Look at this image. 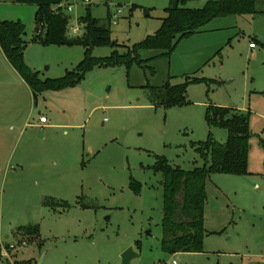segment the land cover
Masks as SVG:
<instances>
[{
  "label": "rangeland",
  "instance_id": "obj_1",
  "mask_svg": "<svg viewBox=\"0 0 264 264\" xmlns=\"http://www.w3.org/2000/svg\"><path fill=\"white\" fill-rule=\"evenodd\" d=\"M5 3L0 20L23 25V62L41 81L60 79L83 60L81 47L32 43L34 8ZM129 3L98 0L90 6L91 16L102 25L111 16V41L120 46V55L126 52L122 46L130 48L152 36L161 25L157 19L165 17L157 9L146 18ZM67 5V37L74 39L82 35L77 20L86 6L82 0H68ZM257 11L262 14L212 21L181 41L169 59L159 51H142L141 67L96 68L75 87L43 92L36 100L24 98L22 87L8 76L0 87L6 92L1 105L15 130L7 131L6 155H1L13 167L6 178L0 167L2 264H121V254L130 247L138 255L130 264H264V3ZM112 51L94 48L92 57L107 58ZM5 62L0 49L1 70L8 66ZM186 79L206 82L187 88L184 105H150L149 88ZM210 106L234 109L246 118L251 135L248 175L207 179L202 253L169 255L161 247L162 177L152 167L157 158L186 172L203 167L194 144L205 142L209 134L219 144L227 140L226 131L208 128ZM28 114L31 124L43 115L49 129L28 127L19 135V122ZM132 183L139 185L138 193ZM45 198L69 209L44 208ZM35 224L38 240L12 244L17 226Z\"/></svg>",
  "mask_w": 264,
  "mask_h": 264
},
{
  "label": "trees",
  "instance_id": "obj_2",
  "mask_svg": "<svg viewBox=\"0 0 264 264\" xmlns=\"http://www.w3.org/2000/svg\"><path fill=\"white\" fill-rule=\"evenodd\" d=\"M191 1L169 0V6L165 9L166 16L160 19L159 29L152 36H147L142 42L130 48L122 46L126 52L120 55L116 50L120 46L111 41L109 30L111 20L108 18L107 25H102L100 20L91 16L90 7H86L85 14L77 20L78 26L82 28V35L70 39L67 37L69 17L62 9L57 13L53 12L55 7L66 5L68 0H14L19 5L36 7L32 43L45 47H81L84 49V58L64 77L41 81L38 74L31 71L23 62L26 47L22 40L23 25L19 22L0 20V33L3 37L1 49L7 62L35 95L47 91L59 92L75 87L84 80L86 74L96 68L125 67L128 70L133 65L141 67L145 63L140 59L142 51H159L160 57L169 59L181 41L201 33V30L212 21L262 14L257 11V6L264 3V0H211L200 9H190L187 5ZM143 11L148 14L149 10ZM102 47L113 49L111 55L107 58L92 57V50ZM205 82L200 79H186L179 85H170L168 82L161 88H149L148 101L151 106L165 108L181 106L186 103L187 88ZM205 121L209 129L226 131L227 140L219 144L209 134L205 142L194 144L195 152L203 160V167L186 172L172 168L162 158H157L152 167V170L162 177L164 201L161 247L169 255L202 253L205 234L203 208L207 179L215 174L235 177L248 175L247 156L251 135L246 118L235 110L210 106L206 110ZM135 185L132 183L135 192L138 193L139 185ZM42 205L47 209H69L66 203L59 204L50 198H45ZM15 234L26 240H38L39 226L21 227ZM15 264L33 263L16 261Z\"/></svg>",
  "mask_w": 264,
  "mask_h": 264
},
{
  "label": "crops",
  "instance_id": "obj_3",
  "mask_svg": "<svg viewBox=\"0 0 264 264\" xmlns=\"http://www.w3.org/2000/svg\"><path fill=\"white\" fill-rule=\"evenodd\" d=\"M2 1L0 0V5L4 4L5 2H7L5 4L19 5V4H16L14 2V0H2ZM200 1L201 0H192L190 3H192V5H193V4L199 3ZM202 1L204 2L203 5H202V7H203L206 2L211 1V0H202ZM129 4H130V6L133 9H136V10H142V11L143 10H149L148 14H145V13L144 14H145L146 18H150L149 12H151L152 10L160 9L165 14V9L169 6V0H130ZM21 6H25V5H21ZM31 7L34 8V14H33V18H34L35 13H36V7H34V6H31ZM190 9H196V8L192 7ZM197 9H200V8H197ZM165 16H166V14H165ZM163 18H160V19H163ZM160 19H157V20L160 22ZM1 21H3V20H1ZM33 22H34V20H33ZM160 24H161V22H160ZM0 49H1V47H0ZM253 50H255V49H252L251 51H253ZM1 53H2V55H3V57H4L5 61H6L5 63L8 66L2 67V70L0 69V87H1V84H3V82H5L7 80V78H8V76H9L10 79H12L15 82L17 81L16 83H19L18 86L20 88L22 87V90H23L22 95L24 96V98L29 96L31 99L35 100V97L37 95H35L31 91V89L28 87V85L22 80V78L16 73V71L7 62L5 56H4L3 52H2V49H1ZM5 95H6V92H2L0 90V167L2 166L4 168L3 171H4V176L6 178L8 176V171L12 170L13 167L10 166V163L9 164L7 163L8 159L6 158L7 159L6 160L5 158H2L1 155H3V154H4V156L6 155V153H5L6 152V149H5V143L6 142L5 141H6V133H7V131H9V129H10V132H14L15 127H13V125L11 124V122H10L11 120L9 121V119H8L10 115L7 114V109L3 105H1V100L3 98H5ZM34 107H36V103L34 104ZM232 110H234V109H232ZM40 117H44V116L43 115L38 116L36 124H31L29 122V114H28V116L26 118L21 119L20 122H19V125H18V127H19L18 128L19 129V131H18L19 135H21V133H22V135H24L23 133H25V131H26V129L28 127L31 128V129H35V130H40L41 132H43L45 130L47 131V129H49V126H47V120H46L45 124H40L39 123V118ZM16 168H17L16 170H20V171L22 169L21 165H16ZM35 225H38V224H35ZM28 226H31V225H28ZM21 227H26V226H24V225L17 226L12 231L11 235H12V238L14 240V243H12V244H18V243H21V242L25 241L24 240L25 238H22L20 235H16L15 234L16 230L18 228H21ZM39 235H40V227H39ZM7 246H9V245H5L4 247H7ZM12 257H14V255ZM24 262H28V261H24Z\"/></svg>",
  "mask_w": 264,
  "mask_h": 264
},
{
  "label": "built area",
  "instance_id": "obj_4",
  "mask_svg": "<svg viewBox=\"0 0 264 264\" xmlns=\"http://www.w3.org/2000/svg\"><path fill=\"white\" fill-rule=\"evenodd\" d=\"M82 1H83V4L86 7H90V6L96 5L98 0H82ZM60 9H62L65 12H68V13L71 12V6H68V5H61V6L55 7L53 9V12L57 13L58 10H60ZM116 13H117V15H120L119 11H117ZM117 15L112 16V19L115 20L117 18ZM110 19H111V16H110ZM74 33H77V29L74 30ZM249 49H251V50L255 49V45L254 44H249ZM39 123L40 124H45L46 123V118L45 117H40L39 118ZM25 245H26L25 243L22 244V246H25ZM1 254L3 255V257H4V254L7 256V254L5 252H1ZM173 264H175V263L173 262Z\"/></svg>",
  "mask_w": 264,
  "mask_h": 264
},
{
  "label": "water",
  "instance_id": "obj_5",
  "mask_svg": "<svg viewBox=\"0 0 264 264\" xmlns=\"http://www.w3.org/2000/svg\"><path fill=\"white\" fill-rule=\"evenodd\" d=\"M0 47H3V37L0 33ZM36 100V97H35ZM138 258V255L130 247L121 254V264H130L133 259Z\"/></svg>",
  "mask_w": 264,
  "mask_h": 264
}]
</instances>
